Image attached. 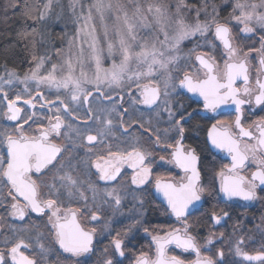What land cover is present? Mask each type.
Segmentation results:
<instances>
[{
	"label": "snow or ice",
	"instance_id": "6c2138e0",
	"mask_svg": "<svg viewBox=\"0 0 264 264\" xmlns=\"http://www.w3.org/2000/svg\"><path fill=\"white\" fill-rule=\"evenodd\" d=\"M0 20L21 22L5 51L19 48L28 64L23 74L0 66V120L9 122L0 125V264H226L222 248L211 253L215 233L202 245L192 230L229 213L189 217L217 184L226 200L260 198L264 115L246 123L244 114L264 111V0H4ZM61 21L72 31L57 46L49 24ZM181 96L198 97L205 112L234 108L232 119L208 117L206 143L228 160L211 185L184 142L197 109ZM160 164L178 171L156 173ZM146 194L179 226L143 227L148 250L129 255ZM129 197L121 231L96 227L108 213L124 216ZM98 232L111 236L102 250ZM234 244V255L264 264V245L250 254L243 237Z\"/></svg>",
	"mask_w": 264,
	"mask_h": 264
},
{
	"label": "flooded vegetation",
	"instance_id": "af4514ba",
	"mask_svg": "<svg viewBox=\"0 0 264 264\" xmlns=\"http://www.w3.org/2000/svg\"><path fill=\"white\" fill-rule=\"evenodd\" d=\"M254 71V70H253ZM177 99H179L183 104L188 105L191 104V107L189 108V111H191L192 109H197V114L195 115V117L190 120L185 127L188 129L187 134H186V139H185V144H190L193 147H196L198 152L202 155V158H204V149L207 150V155L209 157V162H210V169L208 170V173H205V169H204V173H203V181L205 183V185H211L212 184V179H213V169H219V168H213L211 166V164L214 163H227L228 160L225 156V154L223 153H217L215 151H212L209 144L206 143V130L208 127H210L211 123L214 122V120H210L208 119V117H215V119H220V120H228V119H232L234 118V108L229 105V106H222L221 109H218L216 113H210V112H205L202 108V102H199L198 97H192L191 100L185 98L184 96L178 97ZM19 105L23 106V102L20 101ZM27 107V106H24ZM93 107H96V102H93ZM29 111H31V109H29ZM37 111L39 112V103H37ZM141 113L137 112L135 115L139 116ZM144 115V120L147 121L148 120V114L147 112L143 113ZM245 122H250L252 120H255L258 116L264 115V111H261L259 108L254 109V110H248L246 108L245 110ZM9 122L5 121V120H0V125L3 124H7ZM163 127V125H161ZM201 133H204V148H201V145H199V141H198V136L201 135ZM215 156V159H214ZM203 164V161H202ZM203 167V165H202ZM171 172L173 174H175L178 170L175 168H172L169 165L166 164H160L158 167H156L155 172L156 173H161V172ZM218 184L216 185V192L212 193V194H208L205 193L204 195V201H209L212 202V198H214V196H218L220 198V200L224 201L221 198V194H217L218 193ZM264 186H262L261 188L257 189V193H258V197H260L259 199L255 200V201H249V202H244L240 199H232V200H228V201H224L228 204H239L242 207H244L246 210H250V211H259L260 213H264ZM145 199L147 201V203L145 204V214L142 216L143 218L147 217V213L150 210V205L149 203L151 201H153L154 203H156L157 205L161 206V203L154 198L153 194H146L145 195ZM213 203V202H212ZM206 203L202 202V207L199 208V211H194L193 215L189 217V222L192 223L194 222L196 219L201 218V215H199V217L197 216V214L199 213H203V211H205V208L207 209V207L205 206ZM132 206L131 204V197L128 198V200L125 202V206L124 209H122V211L125 213L124 216L121 215H117L115 218H112L110 220V213L106 214L104 216V219L99 223L96 224V227L98 229H101L104 227V225L106 223L109 224L110 229L112 230V233L115 234L116 231H121V229L123 228L124 225H126L128 223V220L126 219V215H127V210ZM205 206V208H204ZM163 208V207H162ZM210 210V208H209ZM2 211V210H0ZM218 214L223 215V211H216ZM211 213V212H210ZM168 222L169 224L167 225H163V226H169V225H175V227H178V223L175 221L174 217L168 216ZM197 216V217H196ZM203 217V216H202ZM226 218V217H225ZM222 220V222L224 221V219ZM258 220H252V223L255 225V222H257ZM112 222V224H111ZM221 222V223H222ZM13 223H18L13 221ZM155 226H157V223H153V224H142L141 228L139 231L131 234L129 237L125 238V244L127 245V247H129L132 244H135V240L138 239V237L140 239L139 243L140 246H138V248H136L137 251H139L140 249H144L145 251H147V249L145 248V246L149 245L151 238H149V236L145 235V233L143 232V227H148L149 229L154 228ZM217 226V225H216ZM196 227L202 229L203 227L205 228V226H200L197 225ZM195 228V227H194ZM194 235H197V240L198 243L200 242H204V238L206 237V232L203 231H199L198 234L193 232ZM2 238V237H0ZM111 239V236L108 235L107 232H98L95 241H94V246L98 249V250H102L104 249L106 246H108L109 241ZM149 241V242H148ZM44 243H47V241H44ZM127 251H131L128 248L126 249ZM250 254H255V253H250ZM194 255V254H192ZM121 258L117 256L116 260H120ZM95 260V257H93V261ZM124 261L129 264V260L128 259H124Z\"/></svg>",
	"mask_w": 264,
	"mask_h": 264
},
{
	"label": "trees",
	"instance_id": "16d2710c",
	"mask_svg": "<svg viewBox=\"0 0 264 264\" xmlns=\"http://www.w3.org/2000/svg\"><path fill=\"white\" fill-rule=\"evenodd\" d=\"M3 3L4 0H0V5H2ZM20 23V21H16L15 23L9 21V24L6 26L3 21L0 20V66H3L5 64V61H7L9 68L14 67L18 72L22 74L28 68L27 62L24 61V56L26 55V53L20 51L19 48H12L8 51H5L6 46L11 44L15 29L19 26ZM28 23L29 25H31V21H29ZM67 28L70 27H68V25L67 27H65V22L63 21L59 23L49 24V30L57 37V46H59V35ZM9 33H12V35H9ZM203 137L204 133H201V135L198 136V141L199 145H201V148H204ZM204 151L205 153L202 165L205 169V173L207 174L208 170L210 169V162L207 155V150L204 149ZM211 200L213 203H209V201H207V203L205 204L207 209L204 206L205 211H203V213L201 212L200 214L198 213V217L199 215H201L202 217L205 213L210 214L213 209H215V211H227L229 213V217H226L221 224L215 227H212L209 224L202 229L195 227L192 231L198 234L199 231L204 230V232H206V236L209 234V232L215 233L216 240L214 241V246H210L211 253L214 254L217 249L220 248L225 249L226 264H249L248 261L235 259L232 247L230 246V238L232 239L233 233H240L241 237H243L246 241L245 250L248 253H256L261 248V246L264 245V235L260 233L258 235V233H255V225L252 223V220H262V217H264V213H260L259 211L257 212L246 210L239 204H228L220 200L218 196H214V198H212ZM149 205L150 210L147 213V217L143 218L144 225L153 223H157V225L169 224V222L167 221L168 217L164 214V210L160 205H157L153 201H151ZM237 221H239V223H237ZM221 233L224 234L223 239L219 238ZM252 233H254L253 238H251L250 236V234ZM138 239L140 238L138 237ZM138 239L135 240V244H132L127 248L129 250H131L133 247L135 249L138 248V246H140ZM189 255L190 256L188 260L191 259L190 257H193L192 254ZM123 264L127 263L123 260Z\"/></svg>",
	"mask_w": 264,
	"mask_h": 264
},
{
	"label": "rangeland",
	"instance_id": "374dc122",
	"mask_svg": "<svg viewBox=\"0 0 264 264\" xmlns=\"http://www.w3.org/2000/svg\"><path fill=\"white\" fill-rule=\"evenodd\" d=\"M125 2H126V0H125ZM65 3H66V0H65ZM230 10V9H229ZM63 27H64V25H63ZM68 27H70V28H67L65 31H67V32H69V33H71V31H72V25L69 23L68 24ZM236 31H238V29H236ZM251 41H245V43H250ZM192 45L191 44H188V43H186L185 44V50H187V48H190ZM28 69V68H27ZM27 71V70H26ZM23 74V73H22ZM262 116V115H261ZM259 118V116L256 118V119H258ZM211 166L213 167V168H219L220 166H221V164L220 163H214L213 162V164H211ZM168 172L167 171H165V172H161L160 174H163V175H166ZM102 221V220H101ZM111 224H112V222H111ZM157 226H162V227H165V228H172V227H175V225H169V226H163V225H157ZM156 227V226H155ZM255 230H256V232L255 233H258V235H259V233L260 234H262V235H264V224H262V220H258L257 222H255ZM253 235H254V233H252V234H250V236H251V238H253ZM241 237V235H240V233H233V235H232V239H231V244H230V246L232 247V251H233V249H234V246H235V244H234V242H235V240H237V239H239ZM150 238V237H149ZM149 242V241H148ZM200 244H204V242H200ZM242 247L244 248V250H245V247H246V241L244 240V244L242 245ZM145 248L148 250V246L146 245L145 246ZM173 251L175 252V254H179V255H181L183 258H185V259H188L189 258V254L190 253H181L180 252V250H177V249H173ZM223 251H224V253L226 254V252H225V249H223ZM129 252V255H131V251H128ZM233 255H234V251H233ZM193 257H190L191 259H193V258H195L194 257V255H192ZM235 256V259H242L241 257H237L236 255H234ZM117 257H115V259H116ZM190 259V260H191ZM243 260V259H242ZM252 264H258V262H252Z\"/></svg>",
	"mask_w": 264,
	"mask_h": 264
},
{
	"label": "water",
	"instance_id": "95a60500",
	"mask_svg": "<svg viewBox=\"0 0 264 264\" xmlns=\"http://www.w3.org/2000/svg\"><path fill=\"white\" fill-rule=\"evenodd\" d=\"M195 98H197V97H195ZM209 146H210V145H209ZM210 148H211V146H210ZM211 150H212V151H215V152L218 153V151L215 150V149H212V148H211ZM153 195H154V194H153ZM155 198L160 202V198H159L158 196H156ZM221 198H222L224 201H228V200H226V199L223 198L222 194H221ZM233 199H239V198H233ZM240 200H241V199H240ZM242 201H244V200H242ZM202 202H203V201H202ZM202 202H201V203H202ZM244 202L247 203V202H249V201H244Z\"/></svg>",
	"mask_w": 264,
	"mask_h": 264
}]
</instances>
